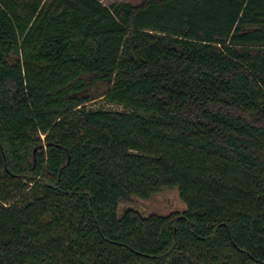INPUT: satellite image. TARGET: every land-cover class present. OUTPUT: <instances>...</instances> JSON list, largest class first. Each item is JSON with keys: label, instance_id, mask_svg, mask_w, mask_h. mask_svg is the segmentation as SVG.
Returning a JSON list of instances; mask_svg holds the SVG:
<instances>
[{"label": "trees", "instance_id": "trees-1", "mask_svg": "<svg viewBox=\"0 0 264 264\" xmlns=\"http://www.w3.org/2000/svg\"><path fill=\"white\" fill-rule=\"evenodd\" d=\"M262 150L264 0H0V264H264Z\"/></svg>", "mask_w": 264, "mask_h": 264}, {"label": "rangeland", "instance_id": "rangeland-1", "mask_svg": "<svg viewBox=\"0 0 264 264\" xmlns=\"http://www.w3.org/2000/svg\"><path fill=\"white\" fill-rule=\"evenodd\" d=\"M104 4L110 5L114 2L126 1L134 4H139L141 0H101ZM104 87V86H103ZM103 90V88L101 89ZM100 90V91H101ZM88 106L90 108H107L123 110L124 106L107 102L104 98L99 97L91 101ZM264 157V150L260 152ZM132 208L139 211L141 214L148 216L150 214L169 215L172 213H183L187 205L180 198L177 189H165L162 192L153 195L149 199H141L133 197L129 202H123L119 207V214H122L126 209Z\"/></svg>", "mask_w": 264, "mask_h": 264}]
</instances>
